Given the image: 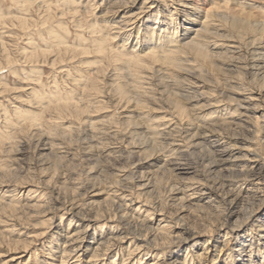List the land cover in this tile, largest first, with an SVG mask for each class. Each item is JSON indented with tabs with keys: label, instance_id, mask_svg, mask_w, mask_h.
<instances>
[{
	"label": "bare ground",
	"instance_id": "bare-ground-1",
	"mask_svg": "<svg viewBox=\"0 0 264 264\" xmlns=\"http://www.w3.org/2000/svg\"><path fill=\"white\" fill-rule=\"evenodd\" d=\"M107 1L110 5L106 7L107 13L117 11L121 7L123 10H119L113 20L103 21L105 25L99 30L97 27L91 29L90 33L95 35L92 40L96 53L108 62V67L105 69L110 68L107 74L109 91H112L116 103L124 111L123 120L126 128L117 129L120 132L117 134L123 133L127 140L135 137V141L142 144V146L138 144L129 146V154L134 157L142 156L143 153L147 154L151 150L155 151L154 143L158 140L156 138L157 140L154 142L155 135L162 133L170 135L178 129L180 122L185 124V128L175 132L177 133L175 137L178 138L169 140L168 152L157 151L156 154H149V157L136 163L134 175H127L124 173L125 171H121L123 172L121 173L122 178L115 180V185H118L113 190H107L101 184H93L90 191L88 190L91 192L88 195L91 200L103 197V200L109 202V205L112 204L122 211L124 218L137 214L139 217L143 216L144 219L152 221L148 226L145 225V229L154 238L150 240L146 234L143 236L138 233L140 235L137 238L139 242L134 241V249L131 250L132 246L127 249L128 256L126 258H123V252L118 253L117 250L116 256L121 254L119 262L128 264L126 261L130 260V264H166L162 260L165 254L162 246L169 247L176 243L188 244L202 237L203 248L194 250L197 245L193 243L191 245L193 248L186 247L185 256L176 258L174 264H264V0ZM32 2V6L35 5L38 8L41 18L49 19L53 12L58 10L49 6L46 0H33ZM73 3L75 2L73 1ZM68 5L70 6V4ZM81 5L83 6V4ZM111 6H114L115 10H111ZM59 7L61 8L62 5ZM60 13L59 11L56 14L58 18H62L68 13L70 18L74 19L78 12L68 8L64 13ZM19 20L20 24L24 26L23 28L30 27L35 23L31 24L27 18H19ZM59 25L66 30V27H62L61 22ZM137 29L139 32L135 34ZM51 37L55 43L64 41L58 30L52 28L50 29ZM114 38L118 39L121 45L110 46ZM26 44L33 50L23 54L24 63L28 62V58L34 59L39 54L36 47H33L34 42H30L28 39ZM88 49V46L82 50L73 49L70 46L57 47L54 49L57 57L48 65L58 64L59 66L60 59L66 60L64 58L68 55L73 57L75 53ZM2 50L6 53L4 46ZM6 58V61L10 60L9 56ZM43 61L45 62V60L39 59L30 60L33 64H40ZM185 65H189V67ZM194 67L208 68L212 77L203 80L201 75L204 74H195L197 70L193 71L196 69ZM56 68L58 67L56 66ZM61 72L62 74L66 73L63 75L65 78L71 75L70 71H65L63 68ZM182 72L196 80V84L191 82L192 78L188 81L191 82L189 85L192 90L195 89L193 85L197 87L196 92L191 93L193 95H189L190 92L188 93L187 90L179 89L182 78H184L181 76ZM234 72L236 73L234 74ZM242 76L246 77V81ZM153 77L157 79L160 95L166 100L171 112L169 116L163 115L155 122H144L135 115L136 107L138 108V105L140 106L143 102L139 98L140 93L136 85L138 82L142 83V81L150 80ZM87 79L76 78L72 82L84 86ZM209 82L214 84L215 89H204ZM93 89L98 92L95 86ZM42 96L40 90L32 92L30 101L27 103L28 106L17 107L16 115L18 114V117L21 118L24 114L35 120L36 115L48 107L45 104H49V106L52 105L49 108H52L56 113L59 112V109H66L67 112L77 114L84 127L83 131L88 135L95 133V122L84 118L86 107L82 106L79 100L75 102L70 101L71 98H67L68 101L66 99L61 102L59 95H53L51 102L54 104H50V100L46 99L45 101ZM197 99L206 100V103L198 107ZM47 111L49 110L47 109ZM28 127L33 135L39 137L37 142L42 146L39 157L44 163L49 156L48 151L52 152L53 148H57L52 144L51 133L43 132L39 123L32 122ZM108 128L110 129V127ZM92 136L94 137V135ZM160 139L162 142L164 141L162 138ZM130 143L128 141V144ZM21 150L23 151V149ZM194 155L195 159L187 161V157ZM175 157L182 158L176 160ZM162 171H167L175 180L170 185L172 186L170 192L173 194L171 197L174 205H181L179 207L182 208V211L193 210V208L199 210L207 208L213 211V209L221 208V205H224L225 209L222 208L223 211L225 210V214L222 220L219 221L221 216L218 214L220 216L218 218L215 214L218 221L209 227L207 224L204 229L196 228L188 221L185 222L184 213L174 221L170 216V209L168 211L164 206H161L162 204L148 199L149 195L154 194L156 190L154 178ZM94 172L87 171L89 180L97 179ZM130 176H133L132 185H128L130 181L127 178ZM20 187L23 189L26 186ZM15 197L14 193H7L3 196L12 204ZM30 206H37V204L34 203ZM16 208V205L9 204L11 212L17 210ZM221 232H224L223 239L214 243L213 236ZM116 239H123V237L118 235L113 240ZM28 247L29 244L23 246L26 250ZM111 247L108 248L113 250ZM108 248L93 247L88 259H84L82 263L85 261L87 264H116L118 261L116 257L111 263L105 261L107 258L104 259L103 256L107 254ZM98 249H102V252L95 251ZM48 250L52 252V248L48 247ZM71 250L63 249L59 252L61 253L59 264H64L65 260L73 257L76 258L75 260H80L79 251L81 248L78 249V252ZM35 255H37L36 252ZM74 263L82 264L81 261Z\"/></svg>",
	"mask_w": 264,
	"mask_h": 264
},
{
	"label": "rangeland",
	"instance_id": "rangeland-1",
	"mask_svg": "<svg viewBox=\"0 0 264 264\" xmlns=\"http://www.w3.org/2000/svg\"><path fill=\"white\" fill-rule=\"evenodd\" d=\"M32 1L33 0H0V264H19V262H21V264H59L61 260V253L59 252L61 250L72 249L71 251L77 250L76 252H78L80 248V260H75L76 258L73 257L68 259L69 261L65 260L64 264H72L75 261H81L82 263L84 259H88L93 247L98 246H103V248L112 246L113 250L108 248L107 254L103 257L104 259L107 258L105 261L110 263L113 262V259L116 257L118 258L116 264H121L119 262L121 254H119L120 256H116L117 250L118 253L123 252V258H126L128 256L127 249L130 246H132L131 250L134 249L133 243L134 241L139 242L137 238L140 236V233L143 236L146 234L148 238L150 237V240L154 238V236L150 235V232L145 229V225L148 226L152 221L147 218L144 219L143 216L139 217L137 214L133 217L124 218L122 217V211L112 204V206L109 205V202L103 200V197L91 200L90 196H88L91 192H88V190L90 191L93 184H101L107 190H113L115 186L118 185H115V180L122 178L121 173L125 171L124 173L127 175H134L133 171L137 165L136 163L149 157V154H156L157 151L168 152L169 140L178 138L175 137L177 135L175 132L185 128V124L184 122H180L178 125L179 130L177 129L170 135L168 133L155 135L154 142L158 139L156 141L157 143H154L155 151L151 150L147 154L143 153L141 154L142 156H131L128 147L133 144L142 146V144L135 141V137L131 140H127V138H124L125 136L123 133H121V135L117 134L120 133L118 130L126 128L125 121L123 120L124 111H122V107L116 103L112 91H109V79L107 74L110 68L105 69V67H108V62L106 59H103L100 54L96 53L92 40L95 38V35L90 33L91 29L97 27L99 30L100 27L105 25L103 21L113 20L119 13V10H123V8L121 7L119 10L117 9V11L107 13L106 7L110 6L107 0H90V2L89 0H46L49 6H53L58 10L53 12L52 17L45 19L44 17H40L41 14L38 8L35 5L32 6ZM73 1L75 3H73ZM68 4H70L71 8ZM81 4H83V6ZM61 5L62 7L60 8L59 6ZM68 8L78 12L76 13L77 17L72 19L67 13L63 15L64 17L58 18L56 15L57 12L59 13L60 11L64 13ZM111 8V10H115L114 6H111ZM86 9L89 11H84ZM42 13L44 14V12ZM55 15L56 17H53ZM19 18H27L28 21H31V24L32 22L35 23L30 27L23 28L24 26L20 24ZM60 22L63 24L62 27H66V30L61 28L59 25ZM49 28L58 30L63 36L64 41L62 43H55L52 37L50 38ZM138 32L139 30L137 29L135 34H138ZM28 39L30 42H34L33 47H36V50L39 52L34 59L45 60V62L33 64V62H30V60H34L31 59V57L27 59L28 62H23V54L33 50V48L29 46V43V45L26 44ZM111 43L110 46L121 45V42H118L116 38H114ZM3 46L6 49V53L2 50ZM60 46H70L73 49L80 50L88 46L89 49L83 52H77L73 57L68 55L69 57L67 56L64 58L67 61L59 58V66L58 64L54 66L48 65L49 62L57 57L54 49L57 47L61 48ZM6 56H9V61H6ZM186 63L188 64V62ZM56 66L58 68H56ZM185 66L189 67V65ZM62 68L65 71H70L71 75L67 78L63 77L66 73L64 72V74H62ZM194 68L196 69H193V71L197 70L196 73L194 72L195 74H204L201 75L203 80L212 77L208 68ZM183 73L184 72H182L181 76L184 78H182L179 89L182 88L181 90H187L188 93L190 92L189 95H193L197 87L193 85L195 89L192 90L189 83H195L196 80L190 75H185ZM235 73L236 72H234V74ZM76 78H82V80L85 78L88 79L84 86H79L78 83L72 82L73 79ZM242 78L246 81L245 76H242ZM200 79L202 80V78ZM190 80L191 82H188ZM94 82H96V84H94ZM198 82L197 80V83ZM206 85L207 87L204 89H215L214 84L211 82ZM94 86L98 89V92L95 91L96 89H93ZM136 86H138L137 90L140 93L139 98L143 101L140 106L138 105V108L136 107L135 109V115L139 116L138 118L140 120L144 122H155L163 115L169 116L171 112L170 108L166 100L160 95L158 81L155 77L150 80H144L142 83L138 82ZM37 90L41 91L45 101L46 99L47 101L50 100V102L53 101V95H59L61 102L65 101L67 98H71L70 101L75 102L79 100L81 105L86 107V116L82 117L91 119L95 122V133L88 135L83 131L84 127L80 123L78 119L80 117L77 114L67 112L66 109H59V112L56 113L52 108H49L52 106H49V104H45L48 106L46 108L49 111L45 108L46 112L44 110L38 113L35 120L24 114H22L23 117H18L19 115H16L15 109L17 107H27V103L31 98V93ZM77 97L79 99H76ZM68 100L69 99H67V101ZM197 101L198 107L206 103V100L197 99ZM50 104L54 103L51 102ZM41 114H43V116H41ZM32 122L39 123L43 132L47 134L51 133L52 144L58 148H53L52 152L48 151L49 156L44 163H42L39 157V154L42 152V146L37 142L39 137L33 135L28 127ZM108 127H110V129ZM92 135H94V137ZM116 137L118 138L116 139ZM160 138L164 141L162 142ZM115 141L117 142L115 143ZM128 141L131 143L128 144ZM100 147L103 149L101 150ZM21 149H23V151ZM115 155L117 156L115 157ZM181 158L182 157H175L176 160ZM195 158L196 156L194 155L186 159L187 161H192ZM88 170L95 171L94 174L97 175V179L93 181L89 180L86 174ZM130 177L127 178L130 181V184H128L129 182L127 183L128 185L133 184V176ZM174 182V178L172 179V176L167 171H162L161 174L159 172L156 178H154L156 190L154 194L151 193V195H149L148 199L162 204L161 206H164L168 211L170 209V216H172L173 220L185 214L183 216L185 222L188 221L189 224L194 227L196 226V228L201 227V229H204L207 224L209 227L211 224H214V222H217L220 216L221 218L219 221L222 220L225 214V210L223 211L224 205H221V208L218 207L213 209V211L202 208V212V209L199 210L194 208L193 210L189 209V211H182V208L179 207L181 205H174L171 197L173 194L170 192L172 187L170 185ZM22 185L26 187L21 189L20 186ZM7 193H14V196H16V200L14 199L13 204L10 203L11 201L3 198ZM34 203H36L37 206H30ZM9 204L16 205L17 210L11 212ZM206 211H209V213ZM223 234L224 232L216 233L213 236L215 240L214 243L222 240ZM118 235H121L123 239L113 240L115 237H118ZM193 243L197 245L194 250L203 248L202 237L188 244L176 243L169 247L162 246V250L165 251V254L163 259H161L166 264H174L176 258L179 259L185 256L186 247L191 246ZM27 244H29V247L26 250L23 246ZM48 247L52 248V252L49 250L47 251ZM191 248L193 247L191 246L190 249ZM95 251L102 252V249ZM35 252L37 255H35ZM49 252H51V254H48ZM79 253L78 255H80ZM126 262L130 264V260ZM82 264L87 263L84 261Z\"/></svg>",
	"mask_w": 264,
	"mask_h": 264
}]
</instances>
